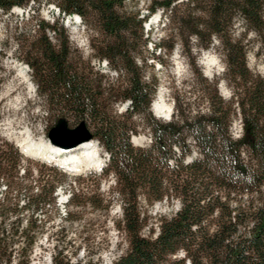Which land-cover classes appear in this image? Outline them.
<instances>
[{"label": "trees", "instance_id": "1", "mask_svg": "<svg viewBox=\"0 0 264 264\" xmlns=\"http://www.w3.org/2000/svg\"><path fill=\"white\" fill-rule=\"evenodd\" d=\"M51 1L57 19H38L36 35L18 43L20 58L31 70L52 126L61 117L75 126L84 121L110 155L103 174L114 176L123 215L120 228L128 243L112 264H264V76L252 71L246 58L250 32L259 36L264 51V0H149L142 16L139 10H127L124 0H0V10L29 6L36 11ZM157 10L167 18L168 33L154 43V52L170 54L177 42L187 55L193 48H215L224 63L221 77L232 89L228 98L218 93L221 77L209 82L194 75L192 56L191 71L204 84L199 98L207 107L182 108L177 100L170 120L151 114L157 84L144 78L136 59L144 62L148 34L143 38L142 24ZM72 14L91 32V57L106 59L108 69L117 72L114 81L71 45L62 21ZM122 101L129 104L118 114L114 105ZM135 117L151 134L147 145L130 141L131 133H137ZM236 118L241 130L234 137L230 127ZM193 149L195 156L186 162ZM19 157L0 149L3 218L18 212L19 207L7 205L10 194L27 187L17 175ZM57 185L47 181L26 197L24 207L38 211L54 205ZM69 193L73 202L77 194L73 189ZM140 193L149 202L177 199L179 207L170 216L159 215L155 231L139 205ZM86 198L95 205L92 196ZM27 222L30 228L34 224ZM13 226L11 239L0 225V264H11L18 232ZM178 252L183 257H173ZM52 264L86 263L54 254Z\"/></svg>", "mask_w": 264, "mask_h": 264}, {"label": "rangeland", "instance_id": "2", "mask_svg": "<svg viewBox=\"0 0 264 264\" xmlns=\"http://www.w3.org/2000/svg\"><path fill=\"white\" fill-rule=\"evenodd\" d=\"M148 3L149 0H124L125 8L139 10L140 16L147 14ZM53 5L52 1L41 4L36 11L29 6L21 7L20 10H10L7 13L0 10V149L5 153L10 152L11 157L15 152L19 154L20 157L16 160L17 175L19 180L27 185L25 189L10 194L7 205L19 207L18 212H10L4 218L0 213V225L6 229V235L11 239L12 225L15 224L14 230L18 227L17 234L13 235L16 243H14L11 264H17L19 260L25 264H52L54 254L71 261L80 260L86 264H112L116 257L125 252L128 245L125 234L120 228L123 223L121 201L115 194L116 184L112 173L103 174L102 171L92 170L71 172L56 168L42 159L24 154L18 146L17 137L21 138L23 132L28 131L35 140H47V131L52 126L53 120L37 93L30 72L25 73L19 65L22 59L18 43L26 36L36 35L38 19L49 23L57 19ZM54 7L57 8L55 5ZM62 22L64 25L65 19ZM166 23L167 18L157 10L142 24L143 38L148 34L147 43L142 49V56L145 58L144 62L137 58L136 63L142 65L144 78L157 84L156 94L150 106L151 114L155 112L154 115L157 114L153 106L154 101L162 96L164 103L171 107L170 118H173L174 101L177 100H180L182 108L195 110L207 107L206 102L199 98L204 84H199L194 79L189 59L191 61V57H194L192 64L194 75H201L209 82L215 77H221L224 63L215 48L206 50L193 48L194 51L187 55L181 51L179 42L174 45L170 54L159 52L158 49L154 52V43L160 35L168 33L164 28L165 25L167 26ZM65 27L71 45L79 54L84 59L90 58L95 69L114 81L117 75L112 70L99 65L95 57H91L92 52L89 47L91 32L82 24L74 25L70 22L69 26ZM236 28L238 31L242 30L241 21L236 23ZM248 38L251 46L246 53L247 65L252 71L264 76V51L261 48L263 46L260 38L254 32H250ZM207 53L214 58L209 67L204 64ZM21 72L27 76L24 77ZM217 90L226 99L232 89L221 77ZM122 103L114 105L118 113L123 110ZM134 119L137 122V133L131 134V137L133 135L131 142L134 146L147 145L150 142L149 131L141 124L138 117ZM67 125L75 126L72 122ZM230 130L234 137L240 134L239 119L232 121ZM134 136L137 140H134ZM99 151L102 154L104 150L99 149ZM191 153L195 155V149ZM12 159L14 160V157ZM25 175L27 177H24ZM39 176L41 183L38 181ZM49 180L57 181L59 184L54 192L55 204L45 205L38 211H32V207H24V201L27 202L26 197L38 192ZM61 183L64 184L60 185ZM4 185L5 182L0 179V206L5 196ZM70 189L77 194L73 202L68 198ZM14 195L16 196L13 197ZM89 196H92L95 205L87 200L86 197ZM138 201L142 210L148 215L149 225L153 224L155 231L159 215L170 216L179 207L177 199L164 198L161 201L149 202L141 193ZM14 202L18 203L17 206ZM77 202L79 203L76 204ZM4 203L6 205V202ZM27 221H33L31 228L28 227ZM23 230L24 233H21ZM143 232L147 233L146 228ZM30 240H33V243L29 248L26 244ZM175 256L183 257V253L178 252L173 257Z\"/></svg>", "mask_w": 264, "mask_h": 264}, {"label": "bare ground", "instance_id": "3", "mask_svg": "<svg viewBox=\"0 0 264 264\" xmlns=\"http://www.w3.org/2000/svg\"><path fill=\"white\" fill-rule=\"evenodd\" d=\"M14 9H19V6H15ZM206 55L204 64L209 67L214 58L208 53ZM21 73L23 74V72ZM154 102L153 106L157 111L156 116L164 120H170L171 107L164 103L162 96H159ZM17 139L18 146L24 154L62 165L71 172L96 170L102 164V157L98 154V149L91 140H86L71 148L64 149L58 145L51 144L48 140H35L28 131L23 132L22 137H17ZM134 140H137L136 136H134Z\"/></svg>", "mask_w": 264, "mask_h": 264}, {"label": "water", "instance_id": "4", "mask_svg": "<svg viewBox=\"0 0 264 264\" xmlns=\"http://www.w3.org/2000/svg\"><path fill=\"white\" fill-rule=\"evenodd\" d=\"M47 136L53 145H58L64 149L71 148L91 138L84 121H80L75 127L70 128L67 121L62 117L48 130Z\"/></svg>", "mask_w": 264, "mask_h": 264}]
</instances>
